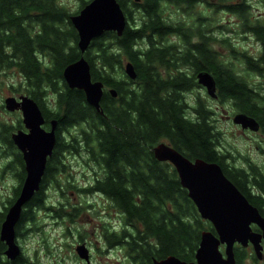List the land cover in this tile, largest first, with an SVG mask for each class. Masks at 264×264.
<instances>
[{
    "label": "trees",
    "instance_id": "obj_1",
    "mask_svg": "<svg viewBox=\"0 0 264 264\" xmlns=\"http://www.w3.org/2000/svg\"><path fill=\"white\" fill-rule=\"evenodd\" d=\"M87 1L81 0L80 7ZM196 1L118 0L128 19L121 35L105 31L93 38L83 53L92 78L102 80L105 86L100 112L86 101L82 89L68 87L62 77L64 66L81 55L77 31L69 18L72 12L57 0H0V68H18L27 94L44 114L45 124L49 125L51 117L58 121L54 151L47 158L39 188L22 207L15 225L17 236L28 231L27 223H35L34 209L46 202L49 183L62 187L56 175L66 169L64 151L83 150L98 171L81 189L105 194L122 213L119 229L103 230L107 244L125 245L135 264H152V257L168 254L193 260L201 231H214V227L198 213L173 164L153 155V145L162 140L190 159L218 162L264 213V172L247 155H242L244 163L235 164L234 149L221 148L223 135L213 109L199 95L194 102L186 97L197 86L195 72L205 69L217 82L218 98L231 101L237 110L264 125V88L255 85L247 74H239L231 61L220 60L219 51L211 45L217 38L207 32L209 22L200 17L198 22L186 25L163 15L167 3L182 4L191 14ZM129 4L141 8L139 20ZM226 6L243 22V30L252 31L260 39L263 49L253 55L238 51L227 38H221L225 41L222 43L233 48L234 58L244 62L246 72L264 77V23H256L264 20L253 19L247 0ZM171 34L180 40L172 42ZM123 56L132 62L135 78H129L122 69ZM107 87H113L116 96ZM49 92L55 93L54 108L43 98ZM20 121L0 128L5 153L14 156L7 167L16 164L14 175L18 179L7 204L18 195L26 173L22 154L10 136L13 129L22 127ZM76 124L82 128L71 132ZM63 130L69 136L67 140ZM7 206L0 212V221ZM4 249L5 242L0 239V264H24L23 252L10 260L4 256ZM234 252V264H258L255 254L244 246L235 245Z\"/></svg>",
    "mask_w": 264,
    "mask_h": 264
},
{
    "label": "rangeland",
    "instance_id": "obj_2",
    "mask_svg": "<svg viewBox=\"0 0 264 264\" xmlns=\"http://www.w3.org/2000/svg\"><path fill=\"white\" fill-rule=\"evenodd\" d=\"M57 1L68 12L72 13L81 5V0ZM237 1L240 0H197L195 10L191 14L185 12V7L182 4L176 6L174 3H167L163 15L167 19L174 20V22L183 21L186 25H192L195 21L198 22L200 17H204L209 22L211 34L217 38L211 45L219 51L220 59L223 61L235 57L232 53L233 48L222 43L224 42L221 40L223 36L229 37V42H233L236 45L234 46L232 43L233 46L238 51H247L249 54L257 55L260 53L259 42L248 31H242L241 20L226 7V5L234 4ZM247 1L252 4L250 6L251 15L257 16L260 9H256L253 0ZM129 5L134 11L136 20H139L142 16L141 8L134 4ZM194 13L195 16H193ZM38 27L39 25L35 23L34 29ZM169 38L172 42L180 40L174 34H171ZM193 39L195 40L196 36ZM122 59L124 65L125 56ZM233 61V65L239 74H247L253 82H260L264 85V77L255 74V72H246L243 61L235 58ZM25 83L18 68H0V128L2 125H15L17 119L21 118L19 110L11 111L5 108L4 97L26 94ZM197 95L204 98L206 103L215 111V122L223 135L221 148H233L237 155L236 161L240 163H244L242 155H247L264 172L263 129L245 130L234 124L231 121V116L237 111L236 107L229 101L211 98L203 85L195 86L193 91L187 92L186 97L190 102H194ZM43 98L52 108L55 107V93L44 94ZM80 127L81 124H76L70 130L71 132H78ZM63 135L65 140L69 138L67 133H63ZM6 150V143L3 141L0 131V212L9 204H7V199L12 196L13 189L18 182L16 175H14L17 171L14 168L16 164L7 167L8 162L14 160V156L5 153ZM62 159L66 169L56 175L62 187L59 188L54 182L49 183L45 188L46 202L43 206L34 209L35 223H27L28 231L24 235H16L20 250L26 256L24 264H85L84 259L78 256L75 250V245L79 239L84 240L90 248L91 264H135L127 254L128 248L125 245H108L104 237L103 230L105 227L108 230H116L115 228L119 229L123 225L121 211L112 205V201L105 194L99 191L88 192L81 189L93 181L95 172L98 171L97 165L89 159L83 150L80 152L65 151ZM68 182L73 186H65ZM223 247L220 245L221 249ZM245 248L253 253L251 245ZM259 258L262 261L261 264H264V249Z\"/></svg>",
    "mask_w": 264,
    "mask_h": 264
},
{
    "label": "water",
    "instance_id": "obj_3",
    "mask_svg": "<svg viewBox=\"0 0 264 264\" xmlns=\"http://www.w3.org/2000/svg\"><path fill=\"white\" fill-rule=\"evenodd\" d=\"M69 18L77 31V46L81 55L64 66L62 75L69 87L82 89L86 101L100 111L105 86L102 80L92 78L90 64L83 53L91 40L105 31L113 30L121 35L127 22L126 15L118 0H89ZM124 71L129 78L136 77L130 60L125 62ZM197 80L206 88L208 95L216 96L215 78L211 72L200 70ZM108 91L113 96L117 94L113 87ZM4 106L11 111L20 110L24 125V128L12 131L10 136L22 153L26 173L18 195L8 205L0 222V239L6 245L4 255L8 259H15L21 252L16 241L15 225L23 205L39 188L47 158L56 141V122L51 120L48 130L42 127V111L36 100L27 93L5 96ZM232 120L243 128L256 130L259 127L256 117L243 111L234 114ZM152 152L158 160H168L174 165L180 183L187 189L198 213L214 227V231H201L193 260L168 254L161 258L154 257L153 264H234L235 243L246 246L249 242L256 255L261 257L264 214L225 175L218 162L200 157L190 159L163 140L153 145ZM252 223L257 224L259 230L253 229ZM220 245L224 246L223 249ZM77 252L88 260V248L83 244L77 246Z\"/></svg>",
    "mask_w": 264,
    "mask_h": 264
},
{
    "label": "flooded vegetation",
    "instance_id": "obj_4",
    "mask_svg": "<svg viewBox=\"0 0 264 264\" xmlns=\"http://www.w3.org/2000/svg\"><path fill=\"white\" fill-rule=\"evenodd\" d=\"M198 1H202V0H198ZM254 1V3H255V7H256V9L257 10H259V14L257 15V16H252L253 17V19L255 20L256 19V21L259 19V20H261V21H263L264 20V0H253ZM236 3V2H235ZM252 4L250 3V6H251ZM227 7V6H226ZM234 13V12H233ZM126 15V14H125ZM126 20L128 21V19H127V16H126ZM257 23V25H262L264 22H256ZM255 23V24H256ZM241 24H243V22H241ZM255 24H253V25H255ZM209 27L210 26H208V30H207V32H209L210 30H209ZM264 27V26H263ZM242 31H248V30H243L242 29ZM211 32V31H210ZM250 34H251V36L253 37V38H256V36H255V34L252 32V31H248ZM217 36V35H216ZM218 37V36H217ZM222 38H227V40H228V42H229V37H226V36H223ZM258 38V37H257ZM256 38V41L257 42H259V45H260V52L262 51V49H263V46H262V43H261V41H260V39L258 38L257 39ZM222 40V39H221ZM225 42V41H224ZM39 53V52H38ZM40 56H41V54H39ZM220 56V55H219ZM220 58V57H219ZM233 59H234V57L233 58H228L226 61H231L232 63H234V61H233ZM125 60L127 61V59L125 58ZM221 60V59H220ZM123 62V61H122ZM122 69L124 70V65H123V63H122ZM187 71H188V69H186ZM200 70H204L205 71V69H199L197 72H199ZM197 72H195V75H196V83H197V85H201L199 82H198V80H197ZM255 74H257V75H260V74H258V73H255ZM261 76V75H260ZM62 77H63V75H62ZM63 79H64V77H63ZM65 81V80H64ZM253 81V80H252ZM66 82V81H65ZM67 84V83H66ZM256 84H259L261 87H262V89L264 88V85H262L260 82L259 83H255V85ZM68 86V85H67ZM69 87V86H68ZM215 87H216V96H210L211 98H218L219 97V93H218V87H217V82H216V80H215ZM70 88H74V87H70ZM75 88H77V87H75ZM109 87H107V89H108ZM79 89V88H78ZM206 89V88H205ZM219 99V101L221 100V101H225V100H223L222 98H218ZM195 100V99H194ZM228 101V100H227ZM230 103H232L231 101H229ZM208 104V103H207ZM233 105V104H232ZM208 106L210 107V108H212L213 109V107H211L209 104H208ZM234 106V105H233ZM20 111V110H19ZM42 111V110H41ZM238 111H241V110H237V111H235V113L234 114H236ZM213 112L215 113V111H214V109H213ZM244 112V111H243ZM21 113V112H20ZM42 114H43V112H42ZM233 114V115H234ZM248 114V113H247ZM233 115L231 116V121L233 122V120H232V117H233ZM43 117H44V114H43ZM213 117H214V114H213ZM228 117H230V115H228ZM21 119V118H20ZM257 119V118H256ZM51 120H56V124H55V135H56V129H57V119L56 118H54V117H51L50 118V121H49V125H46L45 124V118H44V121H43V123H42V127H44L46 130H48V129H50V127H51ZM258 120V119H257ZM216 121V120H215ZM21 122H22V120H21ZM234 123V122H233ZM258 123H259V127H258V129H256V131L257 130H259V129H263V131H264V125L263 124H261L260 123V121L258 120ZM235 124V123H234ZM237 125V124H236ZM240 126V125H239ZM19 128H24V125H23V123H22V127H19ZM19 128H17V129H19ZM82 128V127H81ZM242 128V127H241ZM242 129H247V130H250V128H242ZM16 130V129H15ZM251 131H253V130H251ZM63 133H65L64 132V130H63V132H62V134ZM55 143H56V141H55ZM54 147H55V144H54ZM54 147H53V149H54ZM54 150H52V152H53ZM66 151V150H65ZM64 151V152H65ZM21 152V151H20ZM22 154V153H21ZM52 154V153H51ZM196 158V157H195ZM227 160H228V162H231V160H230V158H227ZM163 161H168V160H163ZM169 162V161H168ZM233 162L235 163V164H237L238 162L236 161V160H233ZM171 163V162H170ZM172 164V163H171ZM174 166V165H173ZM224 172V171H223ZM225 173V172H224ZM225 175L229 178V176L225 173ZM94 178V177H93ZM230 179V178H229ZM236 185V184H235ZM237 186V185H236ZM261 212V211H260ZM262 213V212H261ZM262 214H264V213H262ZM263 243V245H264V242H262ZM80 244H83L86 248H88V260H86L85 258H83L84 259V262H85V264H91V252H90V248L87 246V244L85 243V241L84 240H81V239H79L78 241H77V244L75 245V250H76V254L78 255V256H80L79 254H78V252H77V246L78 245H80ZM6 246V245H5ZM22 252V251H21ZM20 252V253H21ZM3 254H4V251H3ZM81 257V256H80ZM7 258V257H6ZM153 258L154 257H152L151 259H152V264H153ZM10 260H13V259H10ZM25 262V261H24ZM133 262V261H132ZM261 260H260V258H258V261H257V263L258 264H261Z\"/></svg>",
    "mask_w": 264,
    "mask_h": 264
},
{
    "label": "bare ground",
    "instance_id": "obj_5",
    "mask_svg": "<svg viewBox=\"0 0 264 264\" xmlns=\"http://www.w3.org/2000/svg\"><path fill=\"white\" fill-rule=\"evenodd\" d=\"M55 122H56V120H55ZM34 228V227H33ZM5 256V255H4Z\"/></svg>",
    "mask_w": 264,
    "mask_h": 264
}]
</instances>
